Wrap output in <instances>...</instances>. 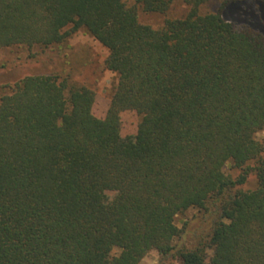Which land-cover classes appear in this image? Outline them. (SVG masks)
<instances>
[{
  "label": "trees",
  "instance_id": "1",
  "mask_svg": "<svg viewBox=\"0 0 264 264\" xmlns=\"http://www.w3.org/2000/svg\"><path fill=\"white\" fill-rule=\"evenodd\" d=\"M173 1L0 0V50L83 29L117 76L103 117L59 74L0 96V264H139L150 251L161 264H264V34L222 18L242 0L204 15L209 0H183V18L139 22ZM125 112L137 123L122 138ZM189 209L212 216L192 248L175 224Z\"/></svg>",
  "mask_w": 264,
  "mask_h": 264
},
{
  "label": "rangeland",
  "instance_id": "2",
  "mask_svg": "<svg viewBox=\"0 0 264 264\" xmlns=\"http://www.w3.org/2000/svg\"><path fill=\"white\" fill-rule=\"evenodd\" d=\"M132 5V0H125ZM221 6L220 0H209L199 13H214ZM188 11L183 0H174L164 14H149L138 9V20L143 25L154 29L161 28L165 21L183 18ZM222 18L235 27L248 26L264 34V0H242L226 6L221 12ZM107 50L83 29L75 32L64 44L48 48L13 47L0 50V96L9 91L16 80L26 75L59 74L69 84L84 86L95 93L92 112L96 117H103L108 109L113 88L117 84V76L104 68ZM137 118L131 112L120 115V133L122 138L135 134ZM259 143H264V130L255 136ZM223 171L228 177L235 179L241 173L239 169L227 163ZM254 178L249 177L246 187L254 185ZM211 214L197 209H189L175 219L179 229L184 228L182 243L187 248L207 239L210 233ZM175 239L173 245L179 244ZM211 250H208L210 254ZM119 251L114 249L112 254ZM139 264H161L156 251L146 254ZM162 264H177L175 257L168 258Z\"/></svg>",
  "mask_w": 264,
  "mask_h": 264
}]
</instances>
